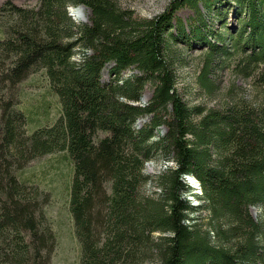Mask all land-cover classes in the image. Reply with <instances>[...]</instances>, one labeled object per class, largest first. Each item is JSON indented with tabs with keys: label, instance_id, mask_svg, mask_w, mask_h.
<instances>
[{
	"label": "trees",
	"instance_id": "trees-1",
	"mask_svg": "<svg viewBox=\"0 0 264 264\" xmlns=\"http://www.w3.org/2000/svg\"><path fill=\"white\" fill-rule=\"evenodd\" d=\"M81 6L86 23L70 14ZM189 63L206 97L223 71L244 87L190 104L176 69ZM32 77L44 88L36 100L24 90ZM55 190L75 264H264V0H173L151 18L116 0L4 2L0 264H55Z\"/></svg>",
	"mask_w": 264,
	"mask_h": 264
},
{
	"label": "rangeland",
	"instance_id": "rangeland-1",
	"mask_svg": "<svg viewBox=\"0 0 264 264\" xmlns=\"http://www.w3.org/2000/svg\"><path fill=\"white\" fill-rule=\"evenodd\" d=\"M8 0H0V6ZM19 6H28V7H34L38 4L39 0H9ZM117 3L120 5V7L131 10L134 12L135 16L138 18H151L158 13H161L165 7L173 0H116ZM84 7V6H81ZM80 7H71L70 14L74 18L76 22L80 23H86L88 22V16H89V10L86 8L84 9V17L80 18L76 17L74 15V9H77ZM192 12L190 9H182L179 12V17L182 18L184 21H187V19L191 16ZM196 54L195 51H193V54ZM187 52L185 53L184 57H187ZM112 64H108L105 66L103 72H102V78L103 81L110 80V67ZM177 69V75H178V88L181 94L183 95V98L190 104H197V103H204L207 106H214L217 102H220L218 96H221L224 91L232 83L236 85V87L243 86L242 81H233L232 76L230 72L223 71L221 72V78L218 85H220V89L216 92H214V97H206L203 94L199 93V88L196 82V76H197V70L194 65L189 64H180L176 67ZM132 73H138L137 70H129L126 73H124V76H127ZM40 76V75H37ZM244 87V86H243ZM44 88L40 84V80H38V77H32L28 80V82L25 85V92L27 94V98H31L33 100H36L37 96L39 97L42 93V90ZM152 88L150 86L145 88V91L142 96V100L139 104H147L150 97H151ZM149 121V117L141 118L137 121V125H142L145 122ZM161 133L165 132V127H161ZM47 157L42 158L41 160L35 161L32 165H41L45 162V159ZM31 165V166H32ZM165 162L161 163H149L147 165V171L153 172L158 169L164 168ZM189 180L190 185L194 187V192L197 194H201V187L199 186L198 182H194L195 180ZM62 181V179H61ZM64 181H67V178H64ZM54 187H58L57 181L54 183ZM58 189V188H57ZM56 192V190L54 191ZM58 193H55V200H52V203L48 206L49 212L52 214V216L55 218V220L58 223V227L60 229V245L58 248V252L56 254V257L54 259L55 264H72L77 263L78 261V255H79V247L77 244V240L75 239V236L73 234V223L71 220V216L69 214L68 206L66 205V201H59ZM187 199H189L191 205L198 206L201 204L200 200L198 198H195L193 196H187ZM252 216L256 219H260L263 211L260 207H251L250 209ZM203 216L205 214L203 213Z\"/></svg>",
	"mask_w": 264,
	"mask_h": 264
},
{
	"label": "bare ground",
	"instance_id": "bare-ground-1",
	"mask_svg": "<svg viewBox=\"0 0 264 264\" xmlns=\"http://www.w3.org/2000/svg\"><path fill=\"white\" fill-rule=\"evenodd\" d=\"M84 9L86 10V8L85 7H80V8H77V9H74V15L76 16V17H80V18H85L84 17ZM193 181V180H192ZM188 182H190L189 180H188ZM195 183H196V181H194Z\"/></svg>",
	"mask_w": 264,
	"mask_h": 264
}]
</instances>
